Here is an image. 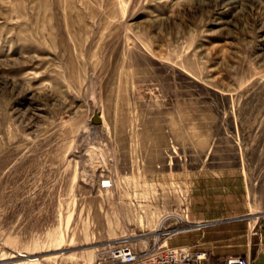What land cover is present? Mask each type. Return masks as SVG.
Masks as SVG:
<instances>
[{
    "label": "rangeland",
    "instance_id": "374dc122",
    "mask_svg": "<svg viewBox=\"0 0 264 264\" xmlns=\"http://www.w3.org/2000/svg\"><path fill=\"white\" fill-rule=\"evenodd\" d=\"M174 229L264 264V0H0V264Z\"/></svg>",
    "mask_w": 264,
    "mask_h": 264
},
{
    "label": "built area",
    "instance_id": "2783aa9c",
    "mask_svg": "<svg viewBox=\"0 0 264 264\" xmlns=\"http://www.w3.org/2000/svg\"><path fill=\"white\" fill-rule=\"evenodd\" d=\"M109 182L108 179L102 181L105 186ZM176 232L175 229L162 230L145 239L142 246L137 244L138 239L121 234L105 241L95 256L82 264H251L247 254L227 255L220 263H214L207 249L170 244L168 239Z\"/></svg>",
    "mask_w": 264,
    "mask_h": 264
},
{
    "label": "crops",
    "instance_id": "0c3cea01",
    "mask_svg": "<svg viewBox=\"0 0 264 264\" xmlns=\"http://www.w3.org/2000/svg\"><path fill=\"white\" fill-rule=\"evenodd\" d=\"M240 254H243V253H240ZM245 254V253H244ZM248 257L250 258V255L248 254Z\"/></svg>",
    "mask_w": 264,
    "mask_h": 264
}]
</instances>
